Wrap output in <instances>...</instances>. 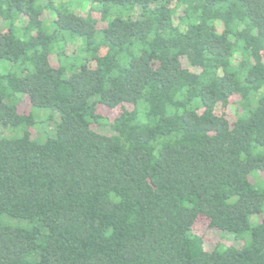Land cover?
<instances>
[{"label": "trees", "instance_id": "16d2710c", "mask_svg": "<svg viewBox=\"0 0 264 264\" xmlns=\"http://www.w3.org/2000/svg\"><path fill=\"white\" fill-rule=\"evenodd\" d=\"M68 5L0 0V264H264V0Z\"/></svg>", "mask_w": 264, "mask_h": 264}, {"label": "rangeland", "instance_id": "374dc122", "mask_svg": "<svg viewBox=\"0 0 264 264\" xmlns=\"http://www.w3.org/2000/svg\"><path fill=\"white\" fill-rule=\"evenodd\" d=\"M60 1V0H58ZM68 1V6L70 9L75 10V9H80V7H85L86 4L88 3V0H67ZM0 71L2 72H16V68L14 65L9 64L7 62H2L0 64ZM52 111L48 109H34L33 110V115L36 117L37 121L39 118L46 116L48 117ZM52 125V123H50ZM50 124H46L47 127H50ZM44 128L42 126L37 127V134H41L43 132ZM11 135V132L8 130H4L3 128L0 127V136H9ZM256 175V176H255ZM255 177L254 184L255 186L264 191V174H261V172H255L253 178ZM255 218H252V221H254ZM195 229L199 234H201L204 238V240L209 243H222L225 245H228L230 242L228 239H224V237L217 231L212 230L211 228H208V222L205 219H201L198 221ZM229 237L234 241L235 236L232 233H228ZM227 236V234L225 235Z\"/></svg>", "mask_w": 264, "mask_h": 264}]
</instances>
